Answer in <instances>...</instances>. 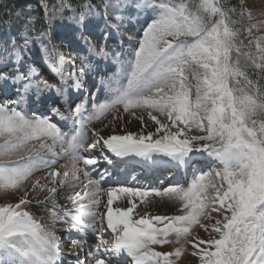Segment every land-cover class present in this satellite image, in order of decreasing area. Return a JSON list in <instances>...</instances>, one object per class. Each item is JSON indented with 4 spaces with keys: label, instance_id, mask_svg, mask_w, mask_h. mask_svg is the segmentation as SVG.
<instances>
[{
    "label": "snow or ice",
    "instance_id": "6c2138e0",
    "mask_svg": "<svg viewBox=\"0 0 264 264\" xmlns=\"http://www.w3.org/2000/svg\"><path fill=\"white\" fill-rule=\"evenodd\" d=\"M41 7L47 27L37 30L39 17L30 16L19 34L22 43L11 35L0 42V69L12 64L10 71H0V90L12 88L17 97L10 102L13 106L0 103V191H18L34 172L50 168L44 179L71 193L67 198L72 208L58 205V187L41 185V178L32 188L46 189L48 195L37 205L51 213L53 225L62 222L66 231L75 229L78 237L71 240L72 251L62 253L60 237L24 210L31 202L25 190L18 203L0 204V264H63L62 257L85 264L80 259L84 251L91 264H129L128 258L131 264H177L187 243L194 248L207 245L192 253L200 264H264V85L260 83L264 79V35L252 37L253 29L264 28V21L244 25L245 18L253 19L244 0L231 5L229 0H100L99 4L85 0L77 5L61 0L53 8L41 0ZM65 11L72 13L67 19L78 29L76 39L84 45L75 57L81 61L80 72H70L67 79L65 55L51 42L53 22H63ZM148 12L153 14L151 23L134 59L124 67L121 53L110 50L107 41L125 18L132 20ZM96 32L99 36L93 40ZM33 46L61 77L59 86L38 78V66L29 55ZM110 57L122 65L126 84L116 78L119 73L104 75L107 68L99 62ZM86 69L100 75V87L109 92L103 102L93 100L90 109L77 103L86 91L82 82ZM27 104L45 108L48 115L29 114L22 107ZM118 106L125 113L147 110L158 125L156 132L105 138L93 130L90 138L86 124L114 113ZM69 119L79 127L66 140L58 123ZM117 119L121 117L114 115L113 120ZM193 129L204 134L190 135ZM159 133L163 135L154 138ZM89 139L91 143L85 146ZM81 149L88 155L81 154ZM93 149L113 167L105 149L117 158L139 157L149 166L191 170L192 178L163 190L104 188L102 182L107 184L112 173L105 169L97 179L92 178L97 165ZM61 156L68 160L61 166L62 173L53 167ZM105 192L106 212H100ZM117 193L141 202L153 193L167 196L181 202L183 214L149 217L145 213L133 219L137 205L132 199L127 209L112 207ZM213 212L222 216L210 226L218 238L190 241L195 226L208 230L202 218L211 219ZM105 219L114 236L111 244L103 235ZM92 236L97 242L89 246ZM172 243L179 246L171 252L153 248Z\"/></svg>",
    "mask_w": 264,
    "mask_h": 264
},
{
    "label": "rangeland",
    "instance_id": "374dc122",
    "mask_svg": "<svg viewBox=\"0 0 264 264\" xmlns=\"http://www.w3.org/2000/svg\"><path fill=\"white\" fill-rule=\"evenodd\" d=\"M61 3V0L55 4V7H58ZM244 7L251 11L253 19L250 20V22L256 23L257 21H264V0H244ZM64 20L61 22L59 19L55 20L53 22V26L62 27L67 24H73L71 23L67 17L71 16L72 13L69 11L64 12ZM111 15V14H110ZM153 18V14L151 12L148 13H142L138 18H134L132 20H129L127 18L124 19L122 23H119L123 29V34L120 37V40H114L111 39L108 42V48L112 51L121 53V60L124 62V67H126V64L128 61H131L134 59V52L139 48L140 41L143 37V32L147 28L148 24L151 23V20ZM114 24H116V21H113ZM73 26L76 28V26L73 24ZM252 34L256 37L264 35V28L257 30L253 29ZM97 39V38H96ZM93 39V40H96ZM62 45V52L65 55L66 58V64L64 66V78L67 79L68 74L70 72H74L76 74H79L80 72V64L81 61L79 59H75L76 54L78 51H81L84 47L79 45L78 43H65L61 42ZM31 56V55H30ZM33 56H31L32 58ZM32 60H34L32 58ZM36 65L38 66V70L40 73V77L44 80L56 84L57 86L61 83V77L57 74L54 76L52 74H49L43 66L38 64L36 60H34ZM95 63V62H94ZM100 67L101 68H107V72L104 74L107 77H112L114 73H119L116 77L117 79L121 80L124 84L127 83V80L124 76V72L122 71V65L120 63L114 62L111 57L106 61H101ZM72 64H75L76 67L73 68ZM12 68V64L9 63L7 67H4L0 69V71H10ZM86 85V91L80 94L79 100H77V103L83 102L84 106L89 108L91 107V103L93 100H95L97 103L103 102L106 98L109 96V92L107 89H104L100 87V75H98L95 71H88L85 70V74L82 81ZM71 83V81H69ZM16 92L9 88L6 91L0 90V103L3 102H9L10 106L11 101L15 100ZM22 107L31 114L32 112H35L36 115H48V112H46V109L40 106H37L35 104H27L22 105ZM41 108V112L38 113L35 109ZM19 110V109H18ZM46 112V113H44ZM65 115H70V113H65ZM88 115V112H84V116L86 117ZM119 116L121 119L113 120V116ZM153 115H156L158 119H160L162 122L167 123V120L165 117L160 116L159 113L153 112ZM141 117H143V123L141 122ZM76 119H79L77 117ZM56 121V118H53V122ZM107 125V126H105ZM58 127L60 128L62 133L66 134V140L71 137L73 134L74 128L79 127V125H74L73 120L69 119L67 122H60L58 123ZM158 125L155 124L154 121H152L148 117L147 110L143 109H133L129 112L125 113L122 106H118L117 110H115L114 113H109L106 115V117L102 118L99 121H93L91 123L86 124L85 128L88 132L89 137L91 138L93 130L100 133L102 136L107 138L109 135L118 134L123 135L126 132H132L136 134L143 133L147 135L148 133H155L156 128ZM175 129H173L174 131ZM190 135H203L204 133L199 132L198 130L193 129ZM158 135H163V133L157 134V136H154V138H158ZM2 142V141H0ZM47 143H51L50 140L46 141ZM31 143L36 144L38 142L32 141ZM87 143H91V139H89L85 146H87ZM200 143H204L203 141ZM57 151H59V146H57ZM81 154L88 155L87 153L83 152V149L80 150ZM92 152L95 154L97 158V165L95 166L96 170L91 173L93 179L98 178V174L103 172L105 169H107L110 173H112V176L107 184H104L102 182V187H141V188H156L163 190L166 187L174 186L176 182H179L180 184H186V181H190L192 178V173L187 172L185 173V177L188 179L183 182L179 181V177H182L183 173L180 174H174L173 177H169L168 173L169 171L164 172L163 176L157 180V183L152 187H143L139 180H144L146 177V169L142 171L144 173V177H142V173L140 172L135 176L134 180H131L129 182V175L130 172H127L129 169L130 163H126L123 167V170L120 174L119 170L122 168V164L125 162L118 161V158L113 156L112 153L108 152L107 149L104 150V155L108 156L109 159L113 160V165L107 164L101 157L98 149H93ZM204 155H207L206 153ZM126 161L131 162L134 161L132 164V168H141L137 163L138 161H141V158L139 157H127L125 158ZM68 163L67 158L61 156L58 158L57 163L53 166L55 169H57L59 172H63L64 168L61 167L62 165H65ZM79 167L84 168L82 162L79 163ZM92 167V166H89ZM163 168L164 166L158 165L155 166V168ZM217 167V166H215ZM117 168V169H116ZM205 171L208 169L205 168ZM51 171L50 168H41L33 173V176L25 182V185L18 191H0V204L4 203H18L19 198L21 194L27 190L28 191V200L31 201L29 204L24 206V210L30 212L33 217L41 223L46 230L53 231L57 236L60 237V249L61 252L65 255L68 254L72 249L70 248L71 240L76 239L78 237V233L75 229L71 230L69 233L66 231L67 226L63 224L62 222H58L57 224L53 225L52 220L50 219L51 213L47 211L42 205H37V201H44L45 197L48 195L47 190H40L39 188L33 189L32 184L37 178H41L40 183L48 184L49 187L56 186L58 187V194L56 198V202L58 205H60L62 208L71 209L72 204L71 201L68 200V196L71 195L70 192L59 190V185H52L50 183L49 179H44L47 177V173ZM81 179H83L82 173ZM119 176L123 177V181H120ZM106 179H108L106 177ZM78 191H81L83 193V188H78ZM118 199L114 200L112 207L115 209L116 207H120L122 209H127L128 207H131V204L128 203L129 199H132L134 203H136L137 208L134 209L132 213L133 219H138L139 215H144L145 213L151 216L160 215V216H175V215H181L183 212L181 211V202L175 199H171L167 196H157L154 193L147 197L144 202H141L140 198H129L126 195H121L117 193ZM107 194L106 192L102 194L101 196V204L99 211L100 212H106V204H107ZM212 218H202V223L209 225V228L207 231H205L204 228H201L199 226H195L192 229V234L189 236L190 241H195V238H199L200 240L207 241L209 238L215 237L218 238L215 233L211 231V225L215 223L216 219H222V216L218 213H211ZM106 220V219H105ZM155 223V222H154ZM104 228L105 231L103 233L104 238L108 240V242L111 244L114 236L111 234L110 229H107V224H105L104 221ZM170 239H174V237H170ZM95 236L90 237L88 244L89 246H92L96 243ZM179 245H176L174 243L172 244H166L163 246L160 245H154L153 248L156 251H164V252H171ZM207 245H199L198 247L194 248L192 243H187L184 245L185 252L182 254V256L177 261V264H200V260L198 256L192 255V253L198 252L199 248L206 247ZM80 251V250H77ZM69 263V259L72 260V264H75L74 258H63ZM80 259L85 261V264L89 263V259L86 255V251L81 252ZM128 260H131V258H128ZM129 264H131V261H129Z\"/></svg>",
    "mask_w": 264,
    "mask_h": 264
},
{
    "label": "trees",
    "instance_id": "16d2710c",
    "mask_svg": "<svg viewBox=\"0 0 264 264\" xmlns=\"http://www.w3.org/2000/svg\"><path fill=\"white\" fill-rule=\"evenodd\" d=\"M60 0H47L49 8H53L55 4ZM73 5L83 4L85 0H70ZM93 4H99L100 0H91ZM239 0H229V4H238ZM31 7V11L29 10ZM19 13V15H17ZM69 13V11H67ZM45 11L41 7V0H0V42L6 41L8 36L11 35L17 39L18 42L22 43L20 39V32L22 31L25 23L30 16H37L39 19L36 22V28L39 30L42 26L47 27L44 23ZM244 25L252 24L247 18L243 21ZM100 26H103V22H100ZM78 29L73 26V24H67L62 27L52 26L51 28V42L57 49H61V41L73 42L79 41L76 39ZM67 36L70 39H64ZM93 36H99V32L93 34ZM116 33H113L112 37H115ZM252 37H256L252 34ZM248 37V39H252ZM254 47V43H253ZM35 56L38 57L40 53L38 52V47L33 46L32 51ZM264 85V79L260 81Z\"/></svg>",
    "mask_w": 264,
    "mask_h": 264
},
{
    "label": "bare ground",
    "instance_id": "6f19581e",
    "mask_svg": "<svg viewBox=\"0 0 264 264\" xmlns=\"http://www.w3.org/2000/svg\"><path fill=\"white\" fill-rule=\"evenodd\" d=\"M120 159H122V158H120Z\"/></svg>",
    "mask_w": 264,
    "mask_h": 264
}]
</instances>
